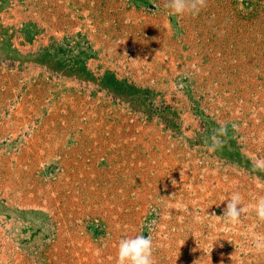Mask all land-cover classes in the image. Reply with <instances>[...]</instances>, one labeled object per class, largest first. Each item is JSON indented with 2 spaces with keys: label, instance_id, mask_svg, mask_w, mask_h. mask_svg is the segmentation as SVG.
<instances>
[{
  "label": "rangeland",
  "instance_id": "1",
  "mask_svg": "<svg viewBox=\"0 0 264 264\" xmlns=\"http://www.w3.org/2000/svg\"><path fill=\"white\" fill-rule=\"evenodd\" d=\"M166 2L0 0V264H264V0Z\"/></svg>",
  "mask_w": 264,
  "mask_h": 264
},
{
  "label": "clouds",
  "instance_id": "2",
  "mask_svg": "<svg viewBox=\"0 0 264 264\" xmlns=\"http://www.w3.org/2000/svg\"><path fill=\"white\" fill-rule=\"evenodd\" d=\"M165 7L172 15H199L201 10L207 7V0H167ZM218 133L226 134V127L222 125ZM211 140L212 143L208 145L209 151L222 146L223 142L219 140L217 133H213ZM252 166L254 170L264 171V159L254 160ZM242 200L239 192L232 193L230 199L226 200V206L220 216L226 224H235L242 215L248 213L249 208L242 204ZM253 210L259 221L264 222V197L256 200ZM254 243L257 249H264V237H257ZM116 264H155L151 235L139 234L135 237L122 238L118 244Z\"/></svg>",
  "mask_w": 264,
  "mask_h": 264
}]
</instances>
